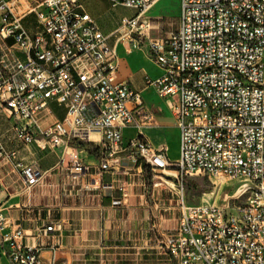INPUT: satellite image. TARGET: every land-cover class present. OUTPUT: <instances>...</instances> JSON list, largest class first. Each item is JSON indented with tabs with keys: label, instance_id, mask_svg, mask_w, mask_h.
<instances>
[{
	"label": "built area",
	"instance_id": "1",
	"mask_svg": "<svg viewBox=\"0 0 264 264\" xmlns=\"http://www.w3.org/2000/svg\"><path fill=\"white\" fill-rule=\"evenodd\" d=\"M156 1L111 0L138 10L122 20L118 39L131 48L146 46L163 68L146 81L174 108L175 160L167 144L156 149L141 133L153 115L129 107L132 100L141 104V94L115 80L117 49L78 0H29L42 27L34 34L9 0H0V106L9 110L25 144L39 132L53 146L64 137L84 141L99 132L101 171L144 159L164 161V169L150 170L153 177L175 169L179 192L168 210L177 213L178 223L170 235L157 234L164 264H264V0H181L179 28L168 37H151L148 13ZM15 48L24 58L13 56ZM52 102L66 113L43 130L42 115ZM128 126L139 132L125 141ZM0 163L21 170L28 190L42 175L1 137ZM83 169L79 161L73 165L74 173ZM199 174L231 178L241 191L224 204H191L185 184ZM22 235L21 227L9 230L0 207V249L8 264H55L44 262L39 248L20 245Z\"/></svg>",
	"mask_w": 264,
	"mask_h": 264
},
{
	"label": "crops",
	"instance_id": "2",
	"mask_svg": "<svg viewBox=\"0 0 264 264\" xmlns=\"http://www.w3.org/2000/svg\"><path fill=\"white\" fill-rule=\"evenodd\" d=\"M160 1L148 13L153 21L151 37L166 36L161 17L153 14ZM178 2L181 13V0ZM9 3L15 13L23 16V24L31 34L41 31L29 0ZM78 4L94 19L108 44L117 49L115 80L141 94V104L132 100L129 107L137 114L149 111L153 115V121L144 125L141 133L156 149L168 145L171 131L176 128L174 108L146 81L161 76L163 68L146 46L131 48L118 39L122 20L135 16L138 10L115 6L111 0H78ZM13 56L24 58L17 48ZM65 113V106L52 102L42 115V129L62 120ZM138 132L134 126L123 128L124 140L135 138ZM177 132L179 141L178 129ZM0 137L8 150L18 151V158L26 166L42 173L38 184L28 190L21 170L14 169L11 163H0V207L9 230L23 229L20 245L39 248L40 258L55 264H164V250L157 234L170 235L178 223L177 215L168 210L179 192L175 169L153 177L143 162L124 161L115 172L101 171L103 136L99 132L85 137L84 148L71 145L68 137L53 146L40 132L37 140L25 144L16 135L9 110L1 106ZM76 161L84 166L79 173L73 172ZM155 181L160 184L153 186ZM50 225L53 230H47ZM8 263L0 249V264Z\"/></svg>",
	"mask_w": 264,
	"mask_h": 264
},
{
	"label": "rangeland",
	"instance_id": "3",
	"mask_svg": "<svg viewBox=\"0 0 264 264\" xmlns=\"http://www.w3.org/2000/svg\"><path fill=\"white\" fill-rule=\"evenodd\" d=\"M153 14L161 17L166 30L165 37H168L171 32L179 28L180 9L178 0H161L153 10ZM177 133V129L173 128L168 141L169 153L173 157L179 156ZM240 191L241 186L239 183L231 178H218L205 174L191 176L185 184L186 200L191 204L214 201L218 204H224L225 197L236 196ZM243 198V196L240 197L241 200ZM175 214L177 215V213Z\"/></svg>",
	"mask_w": 264,
	"mask_h": 264
},
{
	"label": "bare ground",
	"instance_id": "4",
	"mask_svg": "<svg viewBox=\"0 0 264 264\" xmlns=\"http://www.w3.org/2000/svg\"><path fill=\"white\" fill-rule=\"evenodd\" d=\"M142 162L146 165V167L148 166L151 170L164 169V161L144 159Z\"/></svg>",
	"mask_w": 264,
	"mask_h": 264
},
{
	"label": "trees",
	"instance_id": "5",
	"mask_svg": "<svg viewBox=\"0 0 264 264\" xmlns=\"http://www.w3.org/2000/svg\"><path fill=\"white\" fill-rule=\"evenodd\" d=\"M70 143H71L72 145H77V146H79L80 148H84L85 145H86V143H85L84 141H80V140H77V139H72V140H70Z\"/></svg>",
	"mask_w": 264,
	"mask_h": 264
}]
</instances>
